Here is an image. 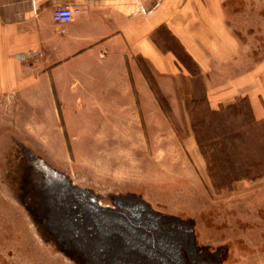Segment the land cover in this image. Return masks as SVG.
Returning <instances> with one entry per match:
<instances>
[{
  "label": "rangeland",
  "instance_id": "374dc122",
  "mask_svg": "<svg viewBox=\"0 0 264 264\" xmlns=\"http://www.w3.org/2000/svg\"><path fill=\"white\" fill-rule=\"evenodd\" d=\"M236 16L245 68L264 58V19ZM175 85V93L161 88L155 132L139 113L108 111L105 117V111L32 109L20 94H0V264H81L32 210L25 183L29 154L98 194L102 205L115 206V196L133 194L163 214L191 221L198 254L207 250L218 264H264V177L234 182L229 175L241 168L253 175L264 170V163L255 162L264 161V140L242 120L251 115L250 106L242 104L240 119L223 127L229 135L241 133L242 143H220L218 149L226 148L221 154L206 137L211 130L216 135L220 122L212 120L202 80L180 78ZM184 104L186 110L179 108ZM216 156L224 162H215ZM232 158L235 163L227 162Z\"/></svg>",
  "mask_w": 264,
  "mask_h": 264
},
{
  "label": "crops",
  "instance_id": "0c3cea01",
  "mask_svg": "<svg viewBox=\"0 0 264 264\" xmlns=\"http://www.w3.org/2000/svg\"><path fill=\"white\" fill-rule=\"evenodd\" d=\"M244 1L253 4L239 5ZM263 3L7 0L0 5V94H20L32 109L139 113L155 132L161 88L175 93L178 79L198 78L211 110L246 98L262 121L264 58L241 65L245 48L236 15L247 13L245 22L250 15L264 19ZM70 5L83 12L69 23L54 21V9ZM197 148L192 145L196 154Z\"/></svg>",
  "mask_w": 264,
  "mask_h": 264
},
{
  "label": "water",
  "instance_id": "95a60500",
  "mask_svg": "<svg viewBox=\"0 0 264 264\" xmlns=\"http://www.w3.org/2000/svg\"><path fill=\"white\" fill-rule=\"evenodd\" d=\"M28 158L32 210L81 264H218L217 255L198 254L191 221L163 214L133 194L115 196V206L102 205L98 194L45 160Z\"/></svg>",
  "mask_w": 264,
  "mask_h": 264
},
{
  "label": "trees",
  "instance_id": "16d2710c",
  "mask_svg": "<svg viewBox=\"0 0 264 264\" xmlns=\"http://www.w3.org/2000/svg\"><path fill=\"white\" fill-rule=\"evenodd\" d=\"M245 103H248L247 99L246 98H240L238 99V101L232 105H228V106H223L221 107L219 110H211V113L212 115H214V117L216 118H212L213 122H220L219 124H217L218 127H220V129L218 130V132H215L216 135H214V133H210L211 131H209L208 133H206V137L207 139L209 138L208 136L210 135V138L208 139L209 142L215 146L214 148L216 150H219V152L221 154H223L225 152V147H221L218 149V145H220V143L222 144H225L226 145V142H230L231 139H234L235 142L234 144L235 145H239V143H242L241 142V133H234V135L232 136L229 135L230 133H226V131H224V126L227 125L228 123H233L231 121V119H240V116L243 115V112L242 110H239L242 106V104H245ZM251 115L248 117V120H246L245 118H242L243 122H246L244 126H247L248 128H251L254 134L255 135H258L260 137V139L264 140V128H262L260 130V127L264 125V120L262 121H256L252 115V111H251V108L249 109ZM223 123V124H222ZM236 123V121H234V124ZM197 125H193V129H194V132L196 134V139H197V143H198V146L200 148V150L202 151V153L204 155H206L205 151H204V144L202 142V138L199 137V132L196 128ZM213 134V135H211ZM237 135V136H236ZM258 136H255V137H258ZM231 138V139H230ZM259 158V157H258ZM230 159V158H229ZM224 162L223 159H221V157L219 156H216L215 157V162ZM229 163L234 162V159L232 158L231 160L227 161ZM257 162V167L260 165V164H263L264 161H255ZM232 176V180L234 182H237L239 180H243V179H257V178H260V177H264V170H262L260 173L258 174H252L250 171L248 172L247 170H245L244 168H241L239 169V171L237 172V174H234L232 172H230V174Z\"/></svg>",
  "mask_w": 264,
  "mask_h": 264
},
{
  "label": "built area",
  "instance_id": "2783aa9c",
  "mask_svg": "<svg viewBox=\"0 0 264 264\" xmlns=\"http://www.w3.org/2000/svg\"><path fill=\"white\" fill-rule=\"evenodd\" d=\"M82 12L83 9L79 5L59 6L54 9L53 19L59 23H69Z\"/></svg>",
  "mask_w": 264,
  "mask_h": 264
},
{
  "label": "flooded vegetation",
  "instance_id": "af4514ba",
  "mask_svg": "<svg viewBox=\"0 0 264 264\" xmlns=\"http://www.w3.org/2000/svg\"><path fill=\"white\" fill-rule=\"evenodd\" d=\"M207 253H208V251H207V250H203L201 255H202V256H206V255H207ZM205 261H206V259H205Z\"/></svg>",
  "mask_w": 264,
  "mask_h": 264
}]
</instances>
